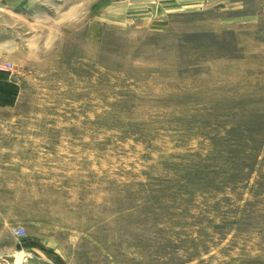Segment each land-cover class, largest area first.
Wrapping results in <instances>:
<instances>
[{"label":"rangeland","instance_id":"rangeland-1","mask_svg":"<svg viewBox=\"0 0 264 264\" xmlns=\"http://www.w3.org/2000/svg\"><path fill=\"white\" fill-rule=\"evenodd\" d=\"M4 9L0 264H264V0Z\"/></svg>","mask_w":264,"mask_h":264},{"label":"crops","instance_id":"crops-1","mask_svg":"<svg viewBox=\"0 0 264 264\" xmlns=\"http://www.w3.org/2000/svg\"><path fill=\"white\" fill-rule=\"evenodd\" d=\"M28 0H0V9H3V7L5 8L4 10L7 9L8 12H11L12 10H17V9H21L23 6H26ZM11 85L10 84H1L0 83V90H4L2 91V93H0V101L3 103H8L10 101L13 100V93L10 92V90H7L6 88H10ZM7 90V91H5ZM26 245V244H25ZM31 249L29 248H23V250L21 251L23 254V264H31L28 262V259H30V252ZM45 261L48 264H52L50 262V260H46ZM46 264V263H43Z\"/></svg>","mask_w":264,"mask_h":264},{"label":"built area","instance_id":"built-area-1","mask_svg":"<svg viewBox=\"0 0 264 264\" xmlns=\"http://www.w3.org/2000/svg\"><path fill=\"white\" fill-rule=\"evenodd\" d=\"M13 67V64L11 62H5V61H2L0 60V69H11ZM17 230H21V232H17L18 235H21L23 236L24 233L22 232L23 229L22 228H18Z\"/></svg>","mask_w":264,"mask_h":264}]
</instances>
